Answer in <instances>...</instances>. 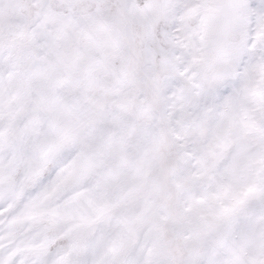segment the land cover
Returning <instances> with one entry per match:
<instances>
[{"label":"snow or ice","instance_id":"6c2138e0","mask_svg":"<svg viewBox=\"0 0 264 264\" xmlns=\"http://www.w3.org/2000/svg\"><path fill=\"white\" fill-rule=\"evenodd\" d=\"M0 264H264V0H0Z\"/></svg>","mask_w":264,"mask_h":264}]
</instances>
